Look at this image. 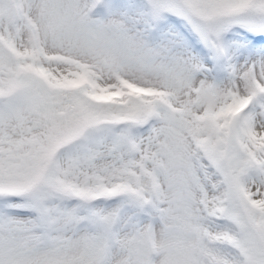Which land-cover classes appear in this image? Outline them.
Listing matches in <instances>:
<instances>
[{
	"label": "snow or ice",
	"instance_id": "obj_1",
	"mask_svg": "<svg viewBox=\"0 0 264 264\" xmlns=\"http://www.w3.org/2000/svg\"><path fill=\"white\" fill-rule=\"evenodd\" d=\"M0 264H264V0H0Z\"/></svg>",
	"mask_w": 264,
	"mask_h": 264
}]
</instances>
